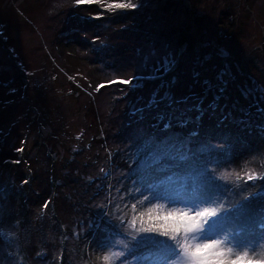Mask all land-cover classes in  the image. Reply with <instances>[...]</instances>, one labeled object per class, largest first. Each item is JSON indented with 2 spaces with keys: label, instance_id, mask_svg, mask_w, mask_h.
<instances>
[{
  "label": "rangeland",
  "instance_id": "1",
  "mask_svg": "<svg viewBox=\"0 0 264 264\" xmlns=\"http://www.w3.org/2000/svg\"><path fill=\"white\" fill-rule=\"evenodd\" d=\"M110 2L0 0V175L2 182L15 185L0 193V231L11 233L10 246L0 236L3 264L17 262L16 254L21 264H103L99 258L108 250L96 246L102 234L92 239L94 219L85 224L82 207L88 204L98 213L104 201L99 191L107 200L117 195L116 179L102 176L115 158H104L111 146L103 138L106 135L112 145L110 125L117 122L116 114L137 107L129 104L132 95L120 97L122 85L110 87V81L135 76L129 85H140L141 78L160 76L170 68L167 61L173 66L179 61L175 73L151 85L149 99L160 88L168 94L170 80L177 81V98L189 96L196 103L206 97L202 107L209 105L211 113L264 125V116L256 111L264 106V96L254 91L246 98L241 91L264 85V0H133L141 5L132 10L138 16L125 25L134 30L109 21L105 4ZM208 81L211 91H206ZM98 85L103 86L97 90ZM229 128L230 134L213 132L201 143L222 145L217 157L231 168L219 172L238 171L242 177L225 180L239 182L232 197L231 190L215 182L231 201L245 196L246 190L264 192V181L243 179L252 172L264 175V129L244 133ZM72 186L76 191L68 188ZM75 196L80 206L72 202ZM137 197L136 202L143 200ZM131 204L120 206L130 210ZM258 207L254 203L250 219L233 224L251 225L249 232L259 233L253 223L261 222ZM149 209L154 216L173 210L157 199L139 211ZM117 240L126 244L124 238H109L112 248L118 245L123 251ZM261 243L252 252L258 254Z\"/></svg>",
  "mask_w": 264,
  "mask_h": 264
},
{
  "label": "trees",
  "instance_id": "2",
  "mask_svg": "<svg viewBox=\"0 0 264 264\" xmlns=\"http://www.w3.org/2000/svg\"><path fill=\"white\" fill-rule=\"evenodd\" d=\"M105 11H107V14H109L108 17L110 22L116 24L123 23V27L126 30H134L132 27H130V25H125L127 23L129 24L128 20L133 21L138 16L136 14L134 15L132 10H118L116 12H112L106 9ZM143 15L144 12L142 11L141 16ZM97 50L98 49H96L95 52ZM176 63H179V61H175V64ZM175 64L174 66L173 64H170V68L164 71L160 76H156L152 79L141 78L142 83L140 85L130 86L129 84L121 83L118 80L110 83V87H120L122 85L121 87L123 89V93L120 95V97H128L129 95H132L133 97L132 100L129 101V104L134 103L137 107L131 108L129 111H119L116 114L117 122L110 125V137L113 141L112 145L109 144L110 139L108 140L107 136L103 134V140L105 144L111 146L106 151L107 154L104 158L109 159L112 156H115V158L113 162H109V166L106 167L107 171L104 172L102 176L107 177L109 174V179L111 177L110 181L112 182L114 178V180L116 179L115 183L118 184V188L114 190L117 195L114 196L113 194L112 199L109 197L112 200L111 210L109 211L108 215H105V213L108 212L107 207H109L111 203L109 198L108 200L104 198L105 195H103L104 191L102 190V192L99 191V195H101L99 197L104 199V201L102 202L103 207H100L101 210L98 211V213L94 212L96 208L88 206V204H86V208L82 207L81 217L84 218L85 224L91 221L92 218L94 219V221H92L93 224L91 225L90 229L92 239H94L98 233L102 234L100 235L101 240L96 243V246L101 251L108 250L109 248H111L112 250L117 248L116 251L120 250V246L118 245H115L112 248V242L109 241L110 237H115V239L119 237L124 238L126 240V244L131 245L130 237L123 231V229L119 227L120 222L117 218L121 215H126L125 213L129 210L125 206L121 207L120 204L122 203V205L126 204V206H129V204H131L132 202H136V199H139L137 196H141L144 199V197L158 195L162 198L157 199V201L165 203L166 206H170L173 209H190L192 204L196 203L193 198V192L195 191L196 193H198L203 190L205 178L200 175V172L205 168L215 177V182L222 183L224 188H228L232 191L231 197L236 195L234 192H236V190L238 189L237 185L239 184V182H237L236 184L235 182H228L220 178V169L231 168L228 163L224 162L225 160L217 157L219 152L218 150H220V148H215L210 152L206 151L201 153L199 155L197 166L194 168L181 167L180 169H176V171L179 172L181 179L175 180L174 182L166 181L164 184L157 185L155 188L150 189L149 185L156 184V179L149 176V173L151 172L149 165L153 164V157L150 155V153L153 151V146L147 143L149 138L160 137L163 134L180 138H191L193 142L189 145V147H191L195 151L201 144H203L201 143V141L206 142L207 139L213 135V132L218 134H230L229 127L235 128L236 130H239L238 128H240L239 131H242L244 133H252L256 130H263L253 123L244 124L239 120L226 119V116H222V113H211V111L208 110L209 105L202 107L200 111L191 109V105L193 104L191 102V99H189L187 104H181L179 106L172 107H165L164 103H160L159 105L152 103L154 99L159 100L160 97L164 96L163 93H161L164 89H157V91L153 94L152 99H149L148 94H152V89L154 88L151 85L159 82L160 77H167L172 73H175L178 65ZM170 81L172 85L171 89H168V95L175 96L174 93L177 81ZM167 88H169V86H167ZM138 93L140 96H135ZM120 97L116 98L120 99ZM147 100L149 103H146ZM181 121H183V123H181ZM165 123H170L171 127L169 129H164L163 124ZM192 132H196L198 133V135L196 137H191ZM91 139L92 142H94V138ZM203 145L208 146V144L205 143ZM228 152L231 153V150H228ZM113 165L116 166L115 169L112 168ZM52 172L53 175L56 174V176H58L59 171L56 172L55 167H52ZM235 173L238 174V171L230 173L233 174L232 176L234 177V180L236 179ZM56 176L55 180L61 181V179L59 177L56 178ZM1 179L2 176L0 175V193L8 192L11 188H14V184H6L7 182H2ZM10 181L13 180H11L10 178ZM60 183L65 184L66 181H61ZM132 186L136 187L132 188ZM68 188L73 190L74 188L76 189V187L74 186ZM114 188L115 187L113 186L112 189ZM112 189L108 187V190ZM86 191H89L88 188L85 190V192ZM221 192L220 190L216 189L212 194V199L217 204H223L226 208L234 205L237 201L241 200L240 197L233 199L234 201L227 200V194L225 192ZM249 192L252 191L246 190V192L243 194L247 195ZM95 196L96 193L93 194V198ZM75 197H71L72 202L74 203V205L80 206V199L76 197L75 200ZM119 198H123V201H121ZM128 200H130L131 202L127 203L126 201ZM172 200H175L177 202L171 203L170 201ZM253 223L254 227L260 231L261 222L254 221ZM250 226L251 225H249L248 227L245 225L243 226L242 223H225L216 230L215 236H211V234L210 236L214 239H224V237L227 235L228 240H226L225 243L226 246L231 247L232 245L230 241L234 238H237L235 237V232L238 229L242 228L244 234L251 233L248 230ZM1 231V239L4 241L6 246H10L11 243L8 238L11 237L9 233L7 234L5 230ZM161 238L165 239L163 237ZM102 244H107L108 247H100V245ZM9 250L10 249L8 248V251ZM123 251L127 252L125 248L123 249ZM152 252L153 250L151 248H140L138 251L133 252L132 255L127 256V258H129L131 263H134V257H148L147 261H145L144 264H150L152 259ZM9 255L12 258L13 252H11V250L9 251ZM63 255L65 258V254ZM15 258L18 260L17 262H14V264H21L19 262V254H16ZM122 259L124 258H121L120 260ZM60 264L62 263L60 262Z\"/></svg>",
  "mask_w": 264,
  "mask_h": 264
},
{
  "label": "snow or ice",
  "instance_id": "3",
  "mask_svg": "<svg viewBox=\"0 0 264 264\" xmlns=\"http://www.w3.org/2000/svg\"><path fill=\"white\" fill-rule=\"evenodd\" d=\"M90 2L92 0H75L76 5ZM96 2H99V0H96ZM140 6L134 3L133 0H118V2L113 0V2L105 4L106 9L112 12L138 9ZM167 63L171 64L173 61H167ZM161 66H165L163 62ZM144 78L152 79L154 77ZM135 79L137 77L133 76L120 82L130 84ZM206 83L208 84L206 91H211V81ZM102 86L98 85L97 90ZM241 91L246 98L250 97L254 91L264 96V85L256 84L255 88L245 87ZM205 98L198 97L197 102L191 105V109L200 111ZM189 99V96L177 98L165 93L163 97H160L159 100L154 99L152 103L157 105L164 103L165 107H172L187 104ZM256 111L264 116V106H258ZM170 127V123L163 124L164 129ZM261 128L264 129V125H261ZM197 135L196 132L191 133V137ZM192 142L191 138H180L168 136L167 134L149 138L147 143L153 146V151L150 153L153 157V164L149 165L151 169L149 176L156 179V184L149 185L150 189L162 185L166 181L174 182L181 179L176 169L181 167L194 168L197 166L201 153L223 147L222 145L205 146L202 144L194 151L189 147ZM22 150V148L16 149L18 152ZM16 163H19V161H16ZM200 175L205 178L203 190L198 193L193 192L196 203L192 204L189 210L173 209L166 215L157 214L155 216L152 215L151 209L147 213L139 211L144 203H151L154 199L162 198L158 195L144 197L143 200L131 204L130 212L117 218L120 222L119 227L130 237L131 245L125 244L123 240H117L116 244L123 245L127 252L113 251L109 248L99 258L103 264H116V261L121 258H124L123 264H128L127 256L132 255L140 248H151L153 250L150 264H264V243L260 244L262 250L258 254L252 252V249L260 241H264V192H249L234 205L226 208L223 204H217L212 199V194L216 190L215 177L206 168L200 172ZM232 175L223 173L220 178L229 180ZM241 179L240 175H236L237 181ZM243 179L253 182L257 180L264 181V175L252 172ZM23 183H28V181H23ZM170 202L176 203L177 201L172 200ZM254 203L259 205L256 210V214L261 217V230L259 233L245 235L242 228L238 229L235 232L237 238L232 239L230 241L232 246L227 248L224 247L225 241L228 240L227 235L224 239L211 238V236L216 235V230L225 223L250 219L249 214L252 212ZM48 204L49 202L45 201L42 207L46 209ZM154 207L162 208L163 205H155ZM190 212L191 214H189ZM145 216H147V219H145ZM0 234H2V231H0ZM100 247L104 248L108 245L102 244ZM147 259L148 257H134L135 264H144ZM0 264H3V261H0Z\"/></svg>",
  "mask_w": 264,
  "mask_h": 264
}]
</instances>
